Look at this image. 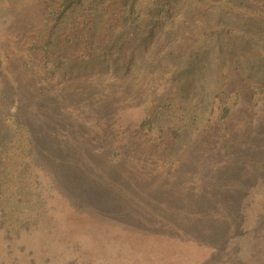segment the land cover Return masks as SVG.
Instances as JSON below:
<instances>
[{
    "label": "rangeland",
    "instance_id": "374dc122",
    "mask_svg": "<svg viewBox=\"0 0 264 264\" xmlns=\"http://www.w3.org/2000/svg\"><path fill=\"white\" fill-rule=\"evenodd\" d=\"M136 2L150 4L139 28L118 14L108 38L83 32L108 42L87 58L76 50L75 13L56 24L46 0H0V210L7 186L25 205L0 213V264L181 261L163 233L200 234L208 243L198 258L264 264V79L223 69L200 106L205 92L182 95L165 64L134 73V56L124 60L134 31L166 33L149 13L154 0ZM114 3L118 11L120 0L103 5ZM150 115L159 131L141 127ZM38 192L46 214L26 231L22 211Z\"/></svg>",
    "mask_w": 264,
    "mask_h": 264
},
{
    "label": "trees",
    "instance_id": "16d2710c",
    "mask_svg": "<svg viewBox=\"0 0 264 264\" xmlns=\"http://www.w3.org/2000/svg\"><path fill=\"white\" fill-rule=\"evenodd\" d=\"M46 1H48V8L55 16L56 24L63 23L70 13H75L72 26L75 28L76 35H82L85 30L93 31L98 27L100 31L104 30L101 32L107 38L109 37L107 32L111 31L113 27V18L118 14L124 20L126 17L131 19L135 16L131 25H134V28H139L141 11L146 6H150L146 3L138 5L136 0H120L117 11L116 3L118 2L109 4L105 8L106 5L103 4L107 0H95L99 6L88 3L90 0ZM149 13L153 15L157 27L166 29V33L156 36L145 30L134 31L133 51L124 59L129 62L131 59L129 57L134 56V67H132V63H126V77H132L131 69L133 68L135 73V69H138L142 62L147 67L156 62L161 63V67L165 64L171 71L170 76L176 75L174 78L180 82V86L182 85L179 89L182 95L188 92V95L195 96L199 92H205L199 98L200 106H203L206 100L211 97L212 91L209 90L216 88L210 81L213 78L217 79L223 69L232 71L242 69L245 73H250L249 76L247 75L249 80H252L251 74L257 70V73L264 79V0L263 2L260 0H154ZM108 16L112 18L113 22L110 23V20L103 23L104 17ZM99 20L102 24L99 23ZM102 33L81 36L80 46L76 47L81 56L86 54L87 58L97 57V50L106 47L108 43L104 41ZM141 44L144 45L143 49H141ZM49 50L51 49H47L48 52ZM152 50L155 53H151ZM141 53L143 54L140 55ZM153 54L159 57L158 60L155 59L156 57L152 58ZM175 69L178 71L176 74L174 73ZM137 77L135 76L134 79L136 80ZM206 91L208 92L206 93ZM165 98L170 99L167 93ZM169 107L171 104L163 108ZM229 113V107H225L223 116L227 117ZM158 119V116L150 115L148 119L144 120L141 127L148 130L155 128L154 130L159 131V126L156 127ZM52 138L60 139L62 137L54 135ZM65 140L66 138L61 142ZM10 190V187L7 186V191L1 195L4 202L9 204V208L4 207L0 210L1 217L5 219L20 214L25 206L23 202L19 201V195L13 196ZM46 206V200L38 192L36 200L31 202L28 210L22 211V214L25 215L24 221L27 222L26 231H30L34 226L39 227L44 214H46ZM197 218H202V216ZM227 219L228 217H225L223 220ZM204 227L212 228L208 224H205ZM22 229L24 228L17 229L18 236L23 231L26 232ZM212 233H214V229L207 234L211 235ZM163 234L170 241L168 255L172 256V260L181 258V261L176 260L168 264H229L228 259H219L218 256L217 258L213 257V254H210L209 258L203 257L204 254L200 255L202 257H197L201 247L206 242L208 243L200 234L187 233L186 240H183L179 234ZM210 248H214L212 243ZM151 251L154 249L151 248ZM147 255L152 254H145V256ZM143 259L146 261L145 257ZM48 260L51 261L50 258ZM162 261V259L156 258L151 264H159ZM33 263L38 264L36 260H33ZM141 264H145V262Z\"/></svg>",
    "mask_w": 264,
    "mask_h": 264
}]
</instances>
